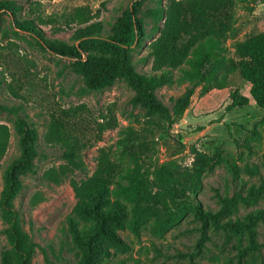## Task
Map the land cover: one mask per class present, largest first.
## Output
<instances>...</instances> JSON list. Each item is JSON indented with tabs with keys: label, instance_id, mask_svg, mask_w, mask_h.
Masks as SVG:
<instances>
[{
	"label": "rangeland",
	"instance_id": "obj_1",
	"mask_svg": "<svg viewBox=\"0 0 264 264\" xmlns=\"http://www.w3.org/2000/svg\"><path fill=\"white\" fill-rule=\"evenodd\" d=\"M170 0H20L25 9L48 22L42 30L51 33L52 19L60 26L55 39L65 51L79 45L73 28L64 20L75 8L90 7L104 27L102 42H87L80 48L88 54L115 58L117 52L107 45V37L119 18L134 10L143 27L130 48L133 68L151 73L153 61L148 58L150 44L158 38L163 20L161 8ZM136 9H135V8ZM234 32L224 41L220 56L233 58L235 45L252 35L264 32V0H235ZM52 22V23H51ZM49 36V35H48ZM205 49L196 48L184 68L192 69L191 61ZM207 50V48H206ZM149 59L145 61L144 59ZM75 58L49 50L26 32L20 31L13 19L3 14L0 19V124L10 128L8 151L0 171V198L4 189L7 166L21 157L19 118L28 115L39 133L41 155L33 166L19 177L22 189L13 207L23 215L20 228L38 244L31 264H70L76 261L68 231V220L75 217L77 199L72 182L81 183L92 176L98 149L112 150L113 161L120 171L132 162V151L147 155L161 163L173 162L179 174L193 168L195 150L214 157L218 164L202 175V187L196 198L207 211L218 212L227 197L237 196L238 206L222 219L244 220L253 211L264 210V110L253 101L251 85L239 73H231L222 89L202 94L195 88L192 104L182 120L166 130L157 117L134 102L135 88L124 78L105 89L84 92V81L74 69ZM180 70H174L171 81L156 89L157 98L167 106L181 97L190 82H181ZM238 90L250 98L248 106L227 111L230 94ZM18 93L21 98H17ZM79 107L74 120L85 140L94 144L82 157L84 171H65V161L58 147L44 142L51 114ZM103 115L115 126L98 133ZM255 171V173H254ZM117 175L111 188L123 182ZM254 190L255 194H250ZM161 207H154L134 232L129 220L119 230L125 247L113 249L104 264H264V215L254 227V242L247 231L238 236L225 226L210 223L204 227L195 215L186 210L184 219L162 234L151 231ZM10 221L0 207V264L4 252L12 250Z\"/></svg>",
	"mask_w": 264,
	"mask_h": 264
},
{
	"label": "trees",
	"instance_id": "obj_2",
	"mask_svg": "<svg viewBox=\"0 0 264 264\" xmlns=\"http://www.w3.org/2000/svg\"><path fill=\"white\" fill-rule=\"evenodd\" d=\"M234 6L235 0H170L160 9L158 17L164 22L158 38L149 46L148 58L153 61L151 73L137 72L133 68L130 48L136 43L138 34L143 32L134 10L122 15L113 28V34L107 37V45L117 52L113 59L94 54L82 57L80 54L84 44L102 42L104 38L103 24L90 7H77L64 20L65 27L73 28L74 37L79 41V45L70 52L65 51L59 39H55L61 27L54 24L56 19H52L51 33L42 30L41 26L48 24L46 19L31 13L30 7L25 9L20 0H0V19L3 14L9 15L20 31L38 39L47 49L75 58L74 69L83 78L84 92L105 89L124 77L136 90L134 102L146 110L147 116L159 118L168 130L182 120L190 108L195 88L203 86L202 94L222 89L234 72L250 83L253 101L264 110V32L236 43L233 58L215 52L234 32ZM198 47L205 49L202 55L191 61L192 69L184 68L190 54ZM174 70H180L181 82H190L192 87L170 107L157 98L156 89L171 81ZM14 94L21 98L18 93ZM230 99L227 111L248 106L250 102V98L238 90L230 94ZM79 109L72 107L59 114H51L44 136L46 144L61 151L67 172L84 171L86 163L82 154L94 146L84 139L74 123L79 117ZM102 118L105 121L98 125L99 134L115 126L107 116ZM17 131L21 157L7 166L0 198V207L11 224L13 241L12 250L2 255V264H31L38 247L33 238L20 228L23 215L14 209L13 202L22 189L19 175L29 170L41 155V144L38 130L28 115L19 118ZM10 137V128L0 124V171ZM194 153L193 168L179 174L175 163H161L137 151L131 153V164L120 171L113 161L112 150L107 147L98 149L92 176L81 183L72 182L77 207L75 217L68 220V231L76 261L70 264H104L102 258L109 257L113 249L125 247L119 230L125 227L126 221L129 220L130 228L138 232L139 224L156 206H160L162 212L150 228L155 234L165 233L179 224L189 210L204 227L210 223L225 226L239 237L247 231L254 242L253 226L264 215V210L253 211L244 220H223L237 208V196L224 199L221 210L216 213L205 210L196 195L202 187L204 171L212 170L218 161L197 150ZM117 175H121L124 181L112 189V181ZM250 194H255L254 190Z\"/></svg>",
	"mask_w": 264,
	"mask_h": 264
}]
</instances>
